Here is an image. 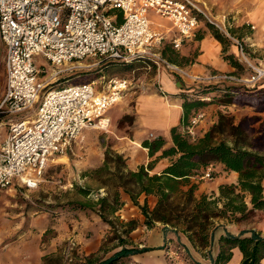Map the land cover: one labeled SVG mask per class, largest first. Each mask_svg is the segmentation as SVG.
I'll return each instance as SVG.
<instances>
[{
    "label": "built area",
    "instance_id": "1",
    "mask_svg": "<svg viewBox=\"0 0 264 264\" xmlns=\"http://www.w3.org/2000/svg\"><path fill=\"white\" fill-rule=\"evenodd\" d=\"M149 11L172 21L175 34L169 42L175 49L193 37L201 24L209 23L235 41L241 57L253 68L247 80L264 79V69L249 62L233 34L232 20L197 0H0L5 69L0 129L6 127L0 139V189L10 187L14 179L25 188H35L49 160L65 153L84 128L109 127V109L134 86L129 77L99 75L95 80L66 82L45 90L61 73L108 62H142L144 68L156 71L176 67L162 54L168 30L154 28ZM37 56L49 63V72L37 66ZM222 77L232 76L212 73L208 78ZM205 113L198 109L184 126L192 140L199 135L197 128ZM199 178H212L210 165ZM121 209L118 214L125 218ZM77 247L73 237L66 239L61 247L65 262L76 260ZM178 253L179 246H174L171 254Z\"/></svg>",
    "mask_w": 264,
    "mask_h": 264
},
{
    "label": "trees",
    "instance_id": "2",
    "mask_svg": "<svg viewBox=\"0 0 264 264\" xmlns=\"http://www.w3.org/2000/svg\"><path fill=\"white\" fill-rule=\"evenodd\" d=\"M205 25L221 42L223 58L233 68H241L242 63L235 53L228 50L227 39H223L209 23ZM232 32L237 35V31L232 29ZM203 36L204 33L197 30L194 38L202 39ZM162 54L177 65L193 62V58L180 55L170 42L164 44ZM110 64L117 63L110 62L108 65ZM217 88L204 87L199 96L195 93L189 94L188 91L180 93L182 117L180 124L170 129L171 144L166 146L167 141L162 136L141 140V145L147 149L149 156L146 164L142 163L137 168L130 169L123 153L107 147L102 164L90 171L96 174L105 171L106 179L102 182L104 194L92 195L89 187H76L84 199L70 201V208L91 209L109 226L105 242L98 251L83 258L84 264H118L132 254L150 249L146 246H135L130 241L129 234L138 226L139 219H126L118 214L125 204L120 196L121 191L128 194L132 204L138 207L147 228L159 222L164 225V233L167 230L182 232L192 246L202 251L208 259L207 262H200L189 258L187 264H228L232 249L236 246L242 252L239 264H259L264 258V235L253 230L235 234L226 228L218 237L216 255H211L215 233L220 227L217 224L219 219L233 222L245 218L253 209L264 208V121H260L257 115H251L234 123L232 117L221 113L218 122L195 140L184 130L188 119L200 107L209 104L202 99L203 94ZM223 95L226 102L246 104L254 106L256 111H264V86L244 88L242 91L236 87H227ZM256 122L259 123L255 127ZM226 127L230 139L222 136L214 141L215 133L223 135ZM163 157H167L169 162L159 171H153L158 160ZM213 163H221L224 170L237 172L236 183H223L219 185L218 193L212 191L196 196L198 184L192 177L198 178L202 173L200 170ZM142 193L157 196L153 208H149L146 200L139 202L138 198ZM246 195H249L250 206L245 200ZM113 240L120 248L106 256V243ZM169 240L173 241L174 238ZM174 242L179 245L178 241ZM46 258L47 255L42 256V264H45Z\"/></svg>",
    "mask_w": 264,
    "mask_h": 264
},
{
    "label": "rangeland",
    "instance_id": "3",
    "mask_svg": "<svg viewBox=\"0 0 264 264\" xmlns=\"http://www.w3.org/2000/svg\"><path fill=\"white\" fill-rule=\"evenodd\" d=\"M204 2L213 13L219 12L225 14L232 20L234 24L232 29L237 31V35L233 34L236 37H238V33L240 34L238 38L243 45L249 62L255 67L264 69V0H204ZM148 17L152 20L154 28L164 29L163 31L168 30L167 35H169V38L166 42H169L172 34H175V29L172 28V21L154 11H149ZM199 31L202 32L203 30ZM222 38L227 39L229 43L228 50L232 49L242 63V67L233 68L229 71H212V73H221L227 76L231 75L232 77L203 79L200 81L193 80L195 84L189 83L190 90H188V93H195L198 96L201 95L200 91L204 87H218L216 90L203 94V96L208 97L204 101L209 102V104L200 107L206 112V118L200 123L202 129H205L201 135L205 131L210 130L218 122L221 113L232 117L234 123H238L245 116L251 115H257L260 121H264V111H256L254 106L246 104L226 102L223 94L227 87H236L241 91L244 88H258L264 86V79L255 83L249 82L247 78L253 73V68L241 57L235 41L224 35H222ZM194 40V37L190 40H184L181 47L177 49L179 54L182 55L181 50L185 44L191 43L193 47L191 48L189 57L193 58L196 56L198 48L195 46ZM218 42L222 48L221 42ZM250 43L255 44H252V46ZM82 62L85 63L86 61ZM36 64L38 67L45 66L47 72L51 70L49 63L42 56L36 57ZM108 64L99 63L91 67L84 66L71 72L65 71L60 74L61 76L56 82L50 83L45 87V90H47L66 83L65 81L76 83L95 80L99 75L106 78L110 76L129 77L133 80L132 83L134 85L124 94L118 103L109 109V127L107 129L84 128L72 141L65 153L54 155L49 160L41 180L35 188L28 189L23 186H10L0 190V252L6 246L11 245V243H23L24 247L30 250L35 248V246L42 247L53 232L50 226L53 224L59 211L70 208L68 205L70 201L84 199L77 192L76 187H89L92 195L96 193L104 194L105 190L102 187V182L106 179L105 171L97 174L90 171H93L102 164L107 147L116 151L113 147L123 146L124 143H127V147L141 149V142L137 143L132 139V132L134 130L132 108L137 94L149 92L150 89L160 86L155 77L157 71L153 68H144L142 62ZM175 65L176 67L174 68H164L166 72L177 76L176 79L178 80L182 78L192 79L188 75L189 72L185 70V65ZM138 84L139 86H137ZM4 86V52L0 48V100L3 95ZM258 123L256 122L254 126L256 127ZM227 131L228 128L226 127L223 135L216 132L214 141H218L222 136L230 139ZM5 133L6 127L4 126L0 129V139L5 137ZM147 137L154 138L150 134ZM136 153L139 154V152ZM100 236L101 227L97 225L92 229V240L95 241V244L99 241ZM2 255L6 257L8 254L6 252L0 254V256ZM46 255L45 264H69L64 261L61 254L48 253ZM83 261L84 259L77 256L73 264H84Z\"/></svg>",
    "mask_w": 264,
    "mask_h": 264
},
{
    "label": "crops",
    "instance_id": "4",
    "mask_svg": "<svg viewBox=\"0 0 264 264\" xmlns=\"http://www.w3.org/2000/svg\"><path fill=\"white\" fill-rule=\"evenodd\" d=\"M197 1L207 7L204 0ZM216 14L221 13L217 12ZM156 29L160 30L161 28ZM198 30H203L204 36L202 39L194 40L195 46L198 48L197 54L193 57V62L184 66L185 70L189 74L193 73L192 75H197L201 78L198 81L209 79L208 77L212 74V71L232 70L233 67L223 58V55H220L222 53L221 45L207 29L206 25L201 24ZM167 37L169 38V35ZM193 37L187 40L193 39ZM252 44L255 43H250V45ZM192 47L193 45L191 43L185 44L181 50L182 55L189 56ZM229 51L231 52L232 49ZM155 77L160 83V90L154 87L149 92L139 93L135 96V102L132 108L134 114L132 139L140 143L143 138H146L151 133L153 137H164L167 141L166 146H168L171 144V127L179 125L181 122L182 98L180 93L190 90L189 86L191 82L195 84V81H193V78L190 80L186 78L178 80L176 79L177 76L166 72L164 67H161L157 71ZM197 130L201 134L205 129L203 130L202 125H199ZM126 144L124 143L123 146L113 148L119 153H124L127 157V166L130 169H135L138 165L147 163L149 156L145 147L141 146V149H134L127 147ZM136 152H139V154ZM168 162L169 159L167 157L160 158L153 171H159ZM210 166L212 168L211 179L192 177V180L198 184L195 190L196 196L212 191L218 193L220 184L236 183L237 181V172L224 170L221 163H213ZM204 169H201L200 172H203ZM262 185H264V179H262ZM11 186L21 185H19L17 179H14ZM120 196L125 202L121 209V215L125 218L134 217L139 219L138 226L129 234L130 241L135 246H146L150 249L132 254L124 262L118 264H182L184 261L187 264L189 258L200 262L208 261L202 254V251L194 248L182 232L175 233L167 230V233H164V225L159 222L147 228L143 224V215L138 207L132 204L129 195L121 191ZM138 199L140 203L146 200L149 208H153L157 201V196L142 193ZM245 200L250 206L249 195H246ZM217 224H220V227L216 230L211 247L212 256H215L218 251V237L223 233L224 228L235 234L245 230H253L264 235V208L253 209L245 218L233 222L219 219ZM97 225L101 227V236L97 244H95V241L92 240V229ZM50 228L53 229V232L49 236L48 241L40 248L35 246V248L30 250L24 247L23 243H11V245L6 246L0 254L7 252L8 255L6 257L3 255L0 256V264H42L43 255L48 253H57L60 255L63 243L70 237L76 240L78 244L77 255L83 259L99 250L109 232L108 224L101 219L98 213L88 208H66L60 210ZM171 237L174 238L173 241L169 240ZM174 241H178L179 245H176ZM174 246H179V253L177 255L171 254ZM119 248L115 240L107 242L106 256ZM241 260L242 252L236 246L232 249V257L228 264H239ZM259 264H264V258L260 260Z\"/></svg>",
    "mask_w": 264,
    "mask_h": 264
}]
</instances>
